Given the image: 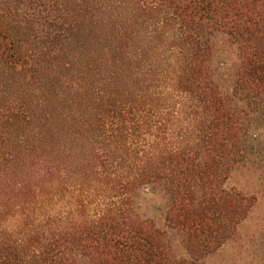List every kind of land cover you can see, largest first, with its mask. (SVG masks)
<instances>
[{"label": "trees", "instance_id": "1", "mask_svg": "<svg viewBox=\"0 0 264 264\" xmlns=\"http://www.w3.org/2000/svg\"><path fill=\"white\" fill-rule=\"evenodd\" d=\"M88 24L99 64L71 56L62 85L77 131L0 129V264H200L252 200L225 183L264 132V0H0V73L81 28L86 50ZM14 93L0 123H34Z\"/></svg>", "mask_w": 264, "mask_h": 264}, {"label": "rangeland", "instance_id": "2", "mask_svg": "<svg viewBox=\"0 0 264 264\" xmlns=\"http://www.w3.org/2000/svg\"><path fill=\"white\" fill-rule=\"evenodd\" d=\"M86 27L90 31L84 42L86 50L77 48L78 41H82V37L86 35V31H82L81 28L76 41L72 42L74 44L66 48V50H71L68 52L69 56L60 55L52 64L40 62V66H36L33 72L27 73L17 69L4 74L1 71L0 90L19 94L26 105H31L27 102H30L29 99L32 100L31 115L34 114L38 120L30 124L27 119L12 116L1 119L0 129L2 127L16 133L34 132L38 138H41L44 133L54 135V138H62V133L65 134L67 130L77 131L80 124L74 113L68 111L71 105L70 99L77 97L76 92L62 85L64 77L67 78L71 74L66 69L64 71L71 56L78 55L83 58L84 62L92 59V61H98L99 64L100 56L94 53L100 43V40L96 38L99 32L89 24ZM102 30L105 31V28ZM102 68L101 70L106 74L104 65ZM28 90L33 92L31 96L28 95ZM45 99H50L47 108L41 106ZM67 112L68 116L65 117ZM35 127L43 134H37ZM254 139L256 143L248 148V159L234 168L225 183L228 190H235L252 199L251 204L247 211L244 213L240 211L241 215L235 217L236 221L232 225L233 234L224 239L221 247L212 246L216 249L211 254H205L199 261L200 264H264V132L257 133ZM143 206H148L145 210L147 214L153 215L157 212L158 205L156 207L154 202L145 203Z\"/></svg>", "mask_w": 264, "mask_h": 264}]
</instances>
